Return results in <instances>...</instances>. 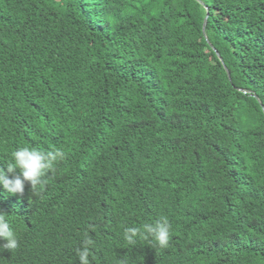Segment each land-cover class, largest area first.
Listing matches in <instances>:
<instances>
[{
    "label": "trees",
    "instance_id": "1",
    "mask_svg": "<svg viewBox=\"0 0 264 264\" xmlns=\"http://www.w3.org/2000/svg\"><path fill=\"white\" fill-rule=\"evenodd\" d=\"M261 101L264 0H0V167L66 154L0 188V264H79L86 233L90 264H264ZM160 216L166 249L123 239Z\"/></svg>",
    "mask_w": 264,
    "mask_h": 264
},
{
    "label": "clouds",
    "instance_id": "2",
    "mask_svg": "<svg viewBox=\"0 0 264 264\" xmlns=\"http://www.w3.org/2000/svg\"><path fill=\"white\" fill-rule=\"evenodd\" d=\"M66 158L65 152L56 148L44 151L35 146H22L11 153V158L3 161L6 166L0 167V188L9 195H23L26 184L31 186L32 194L37 195L48 184L50 178L56 173L57 165ZM9 215L0 211V253L14 252L19 246L16 232L9 222ZM170 222L166 216H160L154 223H144L140 227H125L123 239L129 245L138 239L149 242V245L166 249L169 246ZM91 238L85 234L80 248L76 250L79 264H90ZM120 264H124L121 260Z\"/></svg>",
    "mask_w": 264,
    "mask_h": 264
},
{
    "label": "water",
    "instance_id": "3",
    "mask_svg": "<svg viewBox=\"0 0 264 264\" xmlns=\"http://www.w3.org/2000/svg\"><path fill=\"white\" fill-rule=\"evenodd\" d=\"M199 1V0H198ZM206 26H207V19H206V21H205V24H204V32H205V29H206ZM228 75L230 76V73H229V71H228Z\"/></svg>",
    "mask_w": 264,
    "mask_h": 264
},
{
    "label": "snow or ice",
    "instance_id": "4",
    "mask_svg": "<svg viewBox=\"0 0 264 264\" xmlns=\"http://www.w3.org/2000/svg\"><path fill=\"white\" fill-rule=\"evenodd\" d=\"M261 103H264V101H261Z\"/></svg>",
    "mask_w": 264,
    "mask_h": 264
}]
</instances>
